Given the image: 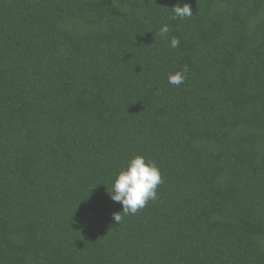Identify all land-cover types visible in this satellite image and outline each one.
<instances>
[{
	"label": "trees",
	"instance_id": "1",
	"mask_svg": "<svg viewBox=\"0 0 264 264\" xmlns=\"http://www.w3.org/2000/svg\"><path fill=\"white\" fill-rule=\"evenodd\" d=\"M0 264H264V0H0Z\"/></svg>",
	"mask_w": 264,
	"mask_h": 264
},
{
	"label": "clouds",
	"instance_id": "2",
	"mask_svg": "<svg viewBox=\"0 0 264 264\" xmlns=\"http://www.w3.org/2000/svg\"><path fill=\"white\" fill-rule=\"evenodd\" d=\"M174 15L172 19H185L193 16L190 4L185 3L172 7ZM170 27L165 24L159 30L161 37L167 38ZM179 45V39L172 37L170 46L176 48ZM187 68L183 71H177L168 75V83L179 86L184 83ZM162 182L161 173L156 163L147 159L143 155L132 157L126 167L120 170L112 182L111 190L108 191L110 198L114 202L121 203L124 215H134L140 209L144 208L149 200H156L157 187ZM113 218L118 224L123 217L120 213H114Z\"/></svg>",
	"mask_w": 264,
	"mask_h": 264
}]
</instances>
